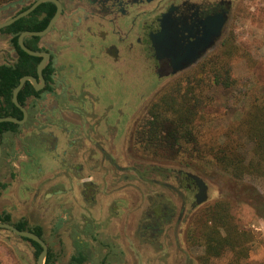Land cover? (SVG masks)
<instances>
[{"label":"flooded vegetation","instance_id":"1","mask_svg":"<svg viewBox=\"0 0 264 264\" xmlns=\"http://www.w3.org/2000/svg\"><path fill=\"white\" fill-rule=\"evenodd\" d=\"M36 1L1 2L0 24ZM56 1L61 12L50 30L23 38L38 55L22 50L18 38L46 29L54 1L0 29V68L17 79L7 97L0 95V119L18 121L0 129V219L40 234L44 264L176 259L182 227L200 206L197 187L181 166L141 156L134 137L154 89L215 52L235 0ZM44 18L45 27L34 30ZM21 19L32 30L8 31ZM193 189L188 205L185 192Z\"/></svg>","mask_w":264,"mask_h":264},{"label":"trees","instance_id":"2","mask_svg":"<svg viewBox=\"0 0 264 264\" xmlns=\"http://www.w3.org/2000/svg\"><path fill=\"white\" fill-rule=\"evenodd\" d=\"M47 21L48 18H44L41 26L34 30L43 29ZM27 24L21 19L8 31L32 30ZM239 50L233 43L225 44L218 53L157 94L147 107L134 137V145L141 156L154 161L177 162L186 171L200 177L203 171L216 169L235 182L250 177L264 180V96L252 94L248 110L227 128L216 129L210 125L216 118L211 112L216 98L211 90L213 87L229 89L234 86L229 61ZM18 51L25 55L19 48ZM13 76L9 70L0 68L1 96L7 97L11 87L17 84ZM8 126L14 127L11 123H0V129ZM241 137L252 144L253 159L245 160ZM250 190L254 192V189ZM0 222L7 223L8 218L0 219ZM16 228L25 230L19 225ZM188 237L191 245L203 248L202 255L197 258L200 264H211L212 259L221 258L226 252H231L236 261L247 258L254 240L249 230L239 227L232 206L223 200L201 211L190 227ZM22 239L33 246L36 259L41 247Z\"/></svg>","mask_w":264,"mask_h":264},{"label":"rangeland","instance_id":"3","mask_svg":"<svg viewBox=\"0 0 264 264\" xmlns=\"http://www.w3.org/2000/svg\"><path fill=\"white\" fill-rule=\"evenodd\" d=\"M232 43L240 48L239 53L233 55L229 61L235 84L229 89L213 87L211 90L216 97L211 112L216 118L210 125L216 129L227 128L241 119L249 108L252 94L264 96V0H235L228 29L218 42L215 52L204 60L218 53L225 44ZM175 79L165 80L159 84L153 91L154 96L156 97ZM240 139L243 144L241 152L245 160L253 159L252 144L244 137ZM150 161L158 162L153 164L167 168L182 166L174 161ZM201 178L209 186V199L191 214L189 212L187 216L181 230L183 254L176 259L172 255L169 260L164 258L161 263L154 261L152 264H190V262L200 264L197 258L202 255L203 248L191 245L188 232L205 207L221 200L230 203L239 227L249 230L254 240L251 242L247 258L236 261L231 252H226L221 258L212 259L211 264H264V180L250 177L242 182H235L216 169L203 171ZM157 179L156 176L155 182ZM169 181L173 185H178V180L175 178ZM154 187L157 188V184ZM249 187L254 189L255 193ZM194 193V189L185 192L184 199L188 205ZM170 195L174 196L172 191ZM176 253L178 254L177 251ZM35 263L33 248L27 242L7 230L0 229V264Z\"/></svg>","mask_w":264,"mask_h":264},{"label":"water","instance_id":"4","mask_svg":"<svg viewBox=\"0 0 264 264\" xmlns=\"http://www.w3.org/2000/svg\"><path fill=\"white\" fill-rule=\"evenodd\" d=\"M47 1V0H37L35 2V4L28 10L25 11L21 14H19L17 17H15L14 19L2 23L0 24V29L4 28L6 26H8L9 24H11L14 20L25 16L26 14H28L30 11H32L35 7H37L40 3ZM54 1L57 5V12L56 14L53 16V18L51 19V21L49 22L48 26L46 27L45 30L41 31V32H25L22 33L19 38H18V44L21 47L22 50H24L26 53L30 54V55H38L37 53H34L32 51H29L28 49H26L23 45V38L25 35H33V36H41L44 33L48 32L50 30V28L52 27V25L57 21L60 12H61V7L60 4L56 1V0H51ZM205 48V47H204ZM200 56H198L197 58H193V59H186L185 60V64L184 67H187L188 65H190V63L194 62L196 59H198ZM42 66L39 67V74L42 70ZM27 80L26 77L22 78L18 84V86L16 87V89L14 90V96L17 95L18 91L21 89V87L23 86L24 82ZM154 94L149 98V101H151L154 98ZM148 101V102H149ZM1 122H15L17 123L18 121L13 119V118H1L0 119V123ZM188 176L194 181L195 186L197 187V193L195 195V203L197 205H201L203 203H205L208 199V194H207V190H208V186L205 183V181L198 175L195 174H188ZM0 229L2 230H8L10 232H12L14 235L20 237V238H25L27 240L33 241L35 243H37L40 247H41V252L39 253V255L37 256L36 259V264H44L46 256H47V252H48V248L47 245L44 243V241L37 236L36 234L29 232V231H24V230H18L16 227H14L13 225L6 223V222H0Z\"/></svg>","mask_w":264,"mask_h":264}]
</instances>
